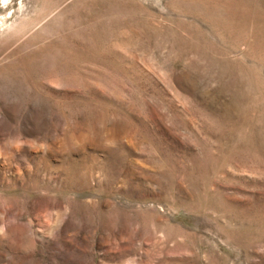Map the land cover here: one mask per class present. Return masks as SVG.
<instances>
[{"label": "rangeland", "instance_id": "374dc122", "mask_svg": "<svg viewBox=\"0 0 264 264\" xmlns=\"http://www.w3.org/2000/svg\"><path fill=\"white\" fill-rule=\"evenodd\" d=\"M0 264H264V0H0Z\"/></svg>", "mask_w": 264, "mask_h": 264}]
</instances>
